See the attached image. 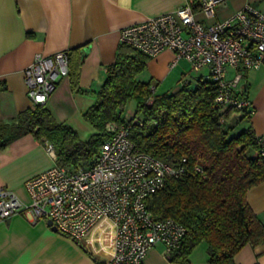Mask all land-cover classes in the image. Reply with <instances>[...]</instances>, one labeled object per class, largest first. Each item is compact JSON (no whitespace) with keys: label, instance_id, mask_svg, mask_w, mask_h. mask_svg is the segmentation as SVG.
Returning a JSON list of instances; mask_svg holds the SVG:
<instances>
[{"label":"trees","instance_id":"16d2710c","mask_svg":"<svg viewBox=\"0 0 264 264\" xmlns=\"http://www.w3.org/2000/svg\"><path fill=\"white\" fill-rule=\"evenodd\" d=\"M86 45L67 49L68 77L75 91H83L79 74ZM148 59L147 54L120 42L94 102L83 112L94 128L88 138L58 120L46 103H34L11 121H0V148L32 133L41 142L52 143L58 164L89 166L109 135L106 122L126 120L122 113L133 100V116L142 118V124L134 123L130 130L135 145L172 165L185 157V173L168 178L145 199L155 219L172 217L186 228L180 245L168 251L169 261L190 264L191 251L204 240L206 264H236L234 255L246 243L264 244V223L247 202L248 189L264 181L261 135H255L250 122L230 135L238 122L248 120L251 109L217 103L216 82L203 78L205 74L174 93L152 91L154 81L138 77ZM246 91L244 87L236 94L245 98ZM195 164L201 165L202 172H194Z\"/></svg>","mask_w":264,"mask_h":264},{"label":"crops","instance_id":"0c3cea01","mask_svg":"<svg viewBox=\"0 0 264 264\" xmlns=\"http://www.w3.org/2000/svg\"><path fill=\"white\" fill-rule=\"evenodd\" d=\"M186 0H0V121L9 122L17 113L31 107L23 78L24 68L36 53L52 54L87 44L90 49L80 66L79 86L71 88L68 75L61 77L50 92L46 104L54 116L66 122L77 134L88 138L94 128L83 112L94 102L95 92L106 77V66L115 59L122 27L173 10ZM249 3L264 10V0H227L211 17L195 5L194 17L204 23L220 21ZM86 45V46H87ZM175 53L162 49L149 56L141 80L152 79L157 93H174L181 79L196 80L208 72L207 65L193 67ZM235 73L229 70L228 77ZM251 113L256 136L264 135V64L243 72L239 82ZM131 103V102H130ZM133 108L124 109L130 117ZM54 160L43 142L26 133L0 148V186L10 188L23 202L29 201L25 181L50 167ZM247 202L264 223V181L247 192ZM96 228L82 241H76L52 229L43 219L33 220L24 212L0 218V264H100L108 257V239L101 242ZM105 240V239H104ZM98 241H100L98 243ZM190 264H206L207 243L200 241L189 255ZM145 264H178L169 261L162 243L150 247ZM236 264H264V244L246 243L234 255Z\"/></svg>","mask_w":264,"mask_h":264},{"label":"built area","instance_id":"2783aa9c","mask_svg":"<svg viewBox=\"0 0 264 264\" xmlns=\"http://www.w3.org/2000/svg\"><path fill=\"white\" fill-rule=\"evenodd\" d=\"M226 1L186 0L173 10L122 27L120 42L148 56L170 49L175 53L171 65L179 58L193 67L207 65L203 78L216 82L215 101L242 109L249 106L247 99L236 94L242 74L264 64V10L245 3L220 21L204 23L194 17L195 5L211 17ZM229 70L235 71L231 77ZM66 75L67 49L36 53L23 70L27 96L33 104L46 103L55 83ZM180 81L182 85L190 79ZM134 123L141 125L142 118L132 115L122 122H106L109 135L95 161L85 167L58 164L52 143L45 139L53 164L25 181L28 202L0 186V218L24 212L33 220L50 219L56 231L82 242L101 224L110 225L112 245L104 264H145L148 249L156 243L167 251L177 248L185 234L184 224L172 217L155 219L145 199L168 178L185 173V157L172 165L139 149L130 138ZM259 139L264 154V135ZM193 170L202 172V167L195 164Z\"/></svg>","mask_w":264,"mask_h":264},{"label":"rangeland","instance_id":"374dc122","mask_svg":"<svg viewBox=\"0 0 264 264\" xmlns=\"http://www.w3.org/2000/svg\"><path fill=\"white\" fill-rule=\"evenodd\" d=\"M131 102V103H130ZM128 105L126 106L127 107V110L130 109V108H133V104L135 103L133 100H131ZM235 120V118L233 119ZM233 123V122H232ZM245 125V121H240L238 122L230 131V135H235L237 134L242 128L243 126ZM112 235H113V229L110 225H107V224H101L100 226H98L96 228V232H95V236L96 237H100V241L101 242H106V237L108 238L109 237V241H108V245L106 246L107 250H108V254H110V251H111V245H112ZM105 239V240H104ZM98 241V243L100 242ZM109 256V255H108Z\"/></svg>","mask_w":264,"mask_h":264},{"label":"water","instance_id":"95a60500","mask_svg":"<svg viewBox=\"0 0 264 264\" xmlns=\"http://www.w3.org/2000/svg\"><path fill=\"white\" fill-rule=\"evenodd\" d=\"M89 49H90V46H89V45L85 46V47L83 48V55H85V54L88 52ZM47 224L50 225V227H51L52 229L56 230V227H55L54 225H52V222H51L50 219L47 220ZM100 264H104V263L101 262Z\"/></svg>","mask_w":264,"mask_h":264}]
</instances>
